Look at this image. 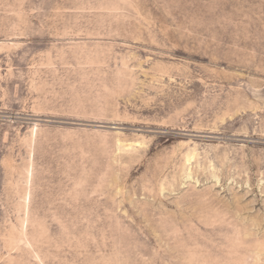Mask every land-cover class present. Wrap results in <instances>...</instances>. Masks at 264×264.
Wrapping results in <instances>:
<instances>
[{"label": "rangeland", "instance_id": "374dc122", "mask_svg": "<svg viewBox=\"0 0 264 264\" xmlns=\"http://www.w3.org/2000/svg\"><path fill=\"white\" fill-rule=\"evenodd\" d=\"M0 264H264V0H0Z\"/></svg>", "mask_w": 264, "mask_h": 264}]
</instances>
